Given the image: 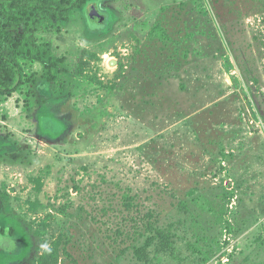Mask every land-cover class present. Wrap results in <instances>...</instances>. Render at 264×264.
Segmentation results:
<instances>
[{"label": "rangeland", "instance_id": "rangeland-1", "mask_svg": "<svg viewBox=\"0 0 264 264\" xmlns=\"http://www.w3.org/2000/svg\"><path fill=\"white\" fill-rule=\"evenodd\" d=\"M95 1L11 29L69 74L0 99V264H264V0Z\"/></svg>", "mask_w": 264, "mask_h": 264}, {"label": "trees", "instance_id": "trees-1", "mask_svg": "<svg viewBox=\"0 0 264 264\" xmlns=\"http://www.w3.org/2000/svg\"><path fill=\"white\" fill-rule=\"evenodd\" d=\"M93 3L98 7L95 0H0V99L14 95L29 80L26 66L38 63L41 76L51 83H59L63 76L69 74L66 56L55 53L50 38L42 36L45 37L43 43H33L25 33L16 34L11 29L32 25L34 31L47 33L58 29L59 21H69L73 13L81 8L88 7L90 12ZM91 18L95 20L93 16ZM260 22L264 24V16ZM255 40L264 47V29L255 34ZM225 66L231 72L229 58L225 59ZM155 220L144 224L149 236L144 245L136 249L141 260L148 258V249L155 243L158 251L173 248L174 234L169 228L158 226ZM61 244L60 236L42 252L38 264H58Z\"/></svg>", "mask_w": 264, "mask_h": 264}, {"label": "water", "instance_id": "water-1", "mask_svg": "<svg viewBox=\"0 0 264 264\" xmlns=\"http://www.w3.org/2000/svg\"><path fill=\"white\" fill-rule=\"evenodd\" d=\"M90 14L97 22H103L106 19L105 15L99 10L95 3L90 6ZM112 63L115 64L116 61H113Z\"/></svg>", "mask_w": 264, "mask_h": 264}, {"label": "crops", "instance_id": "crops-1", "mask_svg": "<svg viewBox=\"0 0 264 264\" xmlns=\"http://www.w3.org/2000/svg\"><path fill=\"white\" fill-rule=\"evenodd\" d=\"M112 1H113V0H111L109 3L111 4V3H112ZM11 97H12V96H10L9 98H6V99H4L3 101H6V102H8V100H9V99H11ZM1 102H2V101H1Z\"/></svg>", "mask_w": 264, "mask_h": 264}]
</instances>
